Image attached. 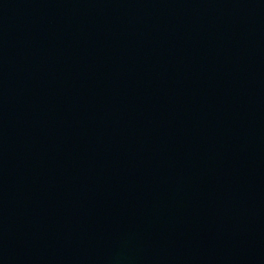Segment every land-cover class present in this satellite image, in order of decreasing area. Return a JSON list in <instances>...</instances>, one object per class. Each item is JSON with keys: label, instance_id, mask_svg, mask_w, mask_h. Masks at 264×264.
<instances>
[{"label": "water", "instance_id": "95a60500", "mask_svg": "<svg viewBox=\"0 0 264 264\" xmlns=\"http://www.w3.org/2000/svg\"><path fill=\"white\" fill-rule=\"evenodd\" d=\"M0 264H264V0H0Z\"/></svg>", "mask_w": 264, "mask_h": 264}]
</instances>
